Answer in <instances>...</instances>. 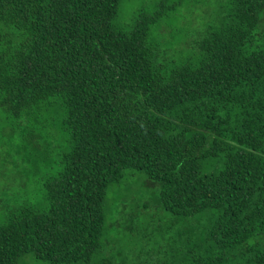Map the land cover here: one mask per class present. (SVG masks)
<instances>
[{"label":"trees","instance_id":"obj_1","mask_svg":"<svg viewBox=\"0 0 264 264\" xmlns=\"http://www.w3.org/2000/svg\"><path fill=\"white\" fill-rule=\"evenodd\" d=\"M120 2L0 0V112L59 148L41 200L0 218V264H133L107 215L127 171L181 223L134 264H264V0L170 36L165 0L125 26Z\"/></svg>","mask_w":264,"mask_h":264},{"label":"rangeland","instance_id":"obj_2","mask_svg":"<svg viewBox=\"0 0 264 264\" xmlns=\"http://www.w3.org/2000/svg\"><path fill=\"white\" fill-rule=\"evenodd\" d=\"M158 1L121 0L113 22L117 26L129 25L139 10H152ZM228 1L165 0L170 6L169 15L160 25L162 28L155 27L154 35L170 36L177 31L193 34L221 17ZM173 43L178 45L176 39H173ZM5 116L0 112V218L24 199L41 200L40 182L46 176L48 167L57 161L59 153V148L49 150L46 147V129L30 128L34 131L32 137L24 124L18 126L14 121L6 120ZM143 176L139 171H127L122 184L135 193V201H128L125 210L122 209L119 214L113 196L109 199L107 210L111 222L110 236L115 245L113 253L118 257L117 251H123L128 263H137L154 250L168 249L172 238L177 235L175 230L181 225L169 223V213L159 207L152 192L148 194L149 206L142 207V198L138 197L141 189H151L145 186ZM117 229L119 232L115 236ZM28 264L48 263L29 259Z\"/></svg>","mask_w":264,"mask_h":264}]
</instances>
